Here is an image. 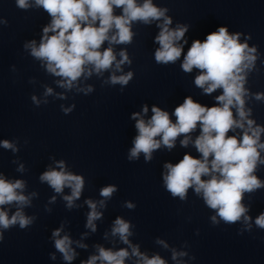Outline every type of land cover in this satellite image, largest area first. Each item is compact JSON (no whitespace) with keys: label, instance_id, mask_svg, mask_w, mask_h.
<instances>
[{"label":"clouds","instance_id":"obj_1","mask_svg":"<svg viewBox=\"0 0 264 264\" xmlns=\"http://www.w3.org/2000/svg\"><path fill=\"white\" fill-rule=\"evenodd\" d=\"M16 2L21 9L30 7L29 0ZM35 5L43 7L52 20L49 26L44 27V36L39 46L33 40L25 47L30 48L33 57L46 62L49 73L63 78L57 83L66 89H71L82 75L90 77L93 72L102 74L110 69L114 62L118 71L121 70V65L130 64L125 51H120L121 59L117 61L112 45L132 42L133 22L150 24L163 18V22L158 25L160 32L155 37V42L160 45L155 51V60L161 64L174 63L181 57L183 45L177 42L181 41L188 31L187 26L170 29L172 21L165 16L167 9L156 7L152 0H143L142 4L137 3V0H35ZM114 8L122 9V14L115 15ZM49 32L54 34L49 36ZM105 41L109 47L101 51ZM254 52L255 48H249L247 43L239 42V34L230 35L226 27H219L217 31L209 33L203 42L193 41L182 63L185 72H191L193 68L200 70V74L195 78V85L202 88L204 93L211 94L218 88L223 90L222 94L216 97L219 106H202L188 97L175 108V123L167 111L155 106L152 107L153 115L147 122L140 113H133L132 116L133 119L140 118L135 125L138 135L130 149V160L138 158L142 152L145 160L150 161L154 150L159 149L162 144L169 150L172 149L176 138L181 134H185L181 145L187 147L190 140L187 134L199 124L200 135L195 139L194 146L201 158L185 154L175 165L166 163L164 184L173 197L178 196L181 200L185 199L188 189L194 187L196 194H202L207 207L216 210V214L228 224L239 221L241 217H244L245 223L251 219L246 215L248 209L241 203L243 194L264 187L253 175L257 163H264L260 160L258 151L264 149V143L259 142L264 128L253 127L254 121L246 120L249 113L244 108V73L256 59ZM132 76V72L119 76L113 73L108 82L112 85H127ZM79 90L87 93L91 92L92 88L89 86ZM51 93L52 89L48 88L45 95ZM32 99L34 103H39L35 96ZM256 99H261V96L257 95ZM233 108L236 109L239 119L234 118ZM64 111L67 113L71 109ZM143 112H148L147 105H144ZM234 128L243 129L242 138L228 135ZM157 137L160 139H156ZM0 144L5 149L17 151L15 145L8 140L0 141ZM57 165L60 170L49 169L39 179L46 182L56 193H62L65 187L70 188L71 195L64 196L63 199L67 202V207L71 208L73 202L81 195L84 179L66 171L63 161L57 162ZM17 170L23 171V165ZM203 176L209 178L205 180L202 179ZM24 187L25 183L21 180L13 182L0 176V227L8 229L18 223L21 228H25L32 223V218L26 217L21 210L22 206L30 204L29 197L23 194ZM115 191L114 186H108L101 189L100 195L110 198ZM13 203L18 206V210L9 218L2 206ZM86 203L91 209L86 226L95 231L93 222L100 219L101 213L96 210L95 202L88 200ZM99 203L103 207L105 202L102 200ZM126 207L132 209L135 206L128 202ZM212 221L217 222L216 216L212 217ZM255 224L264 229V214L255 220ZM129 229L128 222L117 218L112 234L119 235L123 243L129 244L128 237L132 235ZM61 230L56 229L52 233L53 237H58L55 239V248L63 254L64 260L71 261L75 255L70 247L72 241L67 235L60 237ZM164 247L167 245L164 244ZM98 252L99 255L90 257L86 264H96L97 260L102 264H124L129 256L126 249L112 251L100 247ZM132 254L139 257V264H165L159 255L148 258L135 246L132 247ZM178 255L184 256L186 253L173 250V260Z\"/></svg>","mask_w":264,"mask_h":264}]
</instances>
